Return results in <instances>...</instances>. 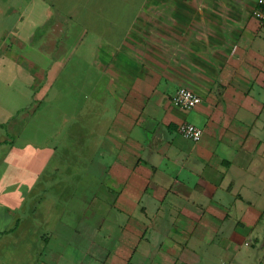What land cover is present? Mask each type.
I'll list each match as a JSON object with an SVG mask.
<instances>
[{
  "label": "crops",
  "instance_id": "obj_1",
  "mask_svg": "<svg viewBox=\"0 0 264 264\" xmlns=\"http://www.w3.org/2000/svg\"><path fill=\"white\" fill-rule=\"evenodd\" d=\"M256 1L243 16L240 0L28 1L17 35L39 29L31 59L62 77L46 84L56 116L25 147L23 176L14 154L2 161L18 187L0 197L10 264H251L249 247L264 248ZM17 66L12 52L0 76ZM179 88L202 102L175 106Z\"/></svg>",
  "mask_w": 264,
  "mask_h": 264
},
{
  "label": "rangeland",
  "instance_id": "obj_2",
  "mask_svg": "<svg viewBox=\"0 0 264 264\" xmlns=\"http://www.w3.org/2000/svg\"><path fill=\"white\" fill-rule=\"evenodd\" d=\"M28 1L0 0V62H5L14 52L18 64L15 73L17 79L9 72H1L0 76V197L9 194L10 188L15 187V190L18 188L16 183L11 184L13 179L7 175L9 167L2 163L4 156L12 153L16 156V162L19 159L22 161V165L16 170L18 177H22L25 162L22 158L25 147L33 141L39 143V128L41 125H48L47 123L52 122L50 119L56 116V109L52 108L54 106L48 107L50 109L49 117L46 111L45 102H50L55 97L51 94L55 90L46 88V84L49 81L48 85H50L51 82L62 77L61 73L40 71V63L36 61L37 59H31L32 56L29 52L33 41L40 35L39 29L27 43H23L22 37L17 35L20 27L25 25L23 18L26 14L25 9ZM254 2L255 0H240L241 16L248 13V10L251 13L250 9ZM28 7V15H32L39 21L41 17L40 5L30 6L29 3ZM9 28L10 30L7 31L6 29ZM30 60L32 61L29 62ZM27 65L30 67V73L25 72ZM53 65L55 66L56 63ZM51 96L53 97L51 98ZM23 192L24 186L20 190L21 198ZM11 215L4 203L0 202V232L11 229V223L15 220ZM17 215H22V211ZM8 236L12 237V235ZM3 238L6 236L0 234V240ZM8 241L0 243V247L8 249L7 255L1 257L0 264H10L8 256L11 252L9 250L11 242ZM249 254L251 264H264V248L261 247V244L254 242L249 247Z\"/></svg>",
  "mask_w": 264,
  "mask_h": 264
},
{
  "label": "built area",
  "instance_id": "obj_3",
  "mask_svg": "<svg viewBox=\"0 0 264 264\" xmlns=\"http://www.w3.org/2000/svg\"><path fill=\"white\" fill-rule=\"evenodd\" d=\"M253 16L264 21V0L256 1ZM172 102L179 108L191 110L202 102V98L190 89L179 88L173 97ZM178 131L191 142H198L203 135L202 128L192 123L181 124L178 127Z\"/></svg>",
  "mask_w": 264,
  "mask_h": 264
},
{
  "label": "trees",
  "instance_id": "obj_4",
  "mask_svg": "<svg viewBox=\"0 0 264 264\" xmlns=\"http://www.w3.org/2000/svg\"><path fill=\"white\" fill-rule=\"evenodd\" d=\"M5 233H7V232H5Z\"/></svg>",
  "mask_w": 264,
  "mask_h": 264
}]
</instances>
